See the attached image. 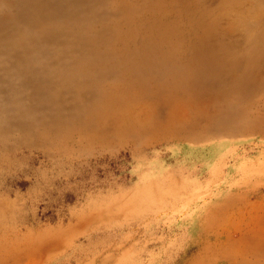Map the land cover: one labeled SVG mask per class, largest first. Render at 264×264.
<instances>
[{
    "label": "rangeland",
    "instance_id": "rangeland-1",
    "mask_svg": "<svg viewBox=\"0 0 264 264\" xmlns=\"http://www.w3.org/2000/svg\"><path fill=\"white\" fill-rule=\"evenodd\" d=\"M0 264H264V0H0Z\"/></svg>",
    "mask_w": 264,
    "mask_h": 264
}]
</instances>
